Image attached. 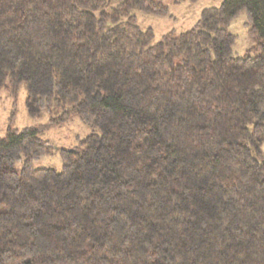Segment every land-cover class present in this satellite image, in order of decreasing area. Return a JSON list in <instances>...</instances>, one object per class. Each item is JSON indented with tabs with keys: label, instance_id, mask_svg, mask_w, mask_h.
I'll return each instance as SVG.
<instances>
[{
	"label": "trees",
	"instance_id": "1",
	"mask_svg": "<svg viewBox=\"0 0 264 264\" xmlns=\"http://www.w3.org/2000/svg\"><path fill=\"white\" fill-rule=\"evenodd\" d=\"M195 3L199 0H176ZM162 0H0V95L45 125L0 136V264H264V0L156 39ZM245 13L260 53L227 29ZM90 133L56 146L45 129ZM22 164L21 169L16 167Z\"/></svg>",
	"mask_w": 264,
	"mask_h": 264
},
{
	"label": "rangeland",
	"instance_id": "2",
	"mask_svg": "<svg viewBox=\"0 0 264 264\" xmlns=\"http://www.w3.org/2000/svg\"><path fill=\"white\" fill-rule=\"evenodd\" d=\"M169 8L170 15L167 17L150 13H137L139 25L142 28H153L156 39H161L168 32L177 34L190 29L199 19L203 9L211 6H219L223 0H199L198 2H181L176 0H162ZM227 29L236 38L235 52L240 56H255L260 53L259 42L250 33V27L245 13L234 19ZM27 91L21 85L17 95L8 91H2L0 95V136L5 135L9 127L22 129L26 126L45 125L49 120V114L45 111L39 116H31L26 106ZM90 133V128L79 118L56 124L45 129L42 137L56 146L54 155H46L34 162L36 167H54L60 169L62 160L59 150L69 148L78 143ZM22 164L16 167L21 169Z\"/></svg>",
	"mask_w": 264,
	"mask_h": 264
}]
</instances>
